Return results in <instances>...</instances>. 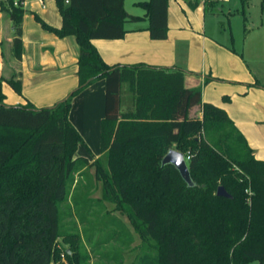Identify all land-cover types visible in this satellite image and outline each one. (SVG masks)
<instances>
[{"label":"trees","instance_id":"obj_1","mask_svg":"<svg viewBox=\"0 0 264 264\" xmlns=\"http://www.w3.org/2000/svg\"><path fill=\"white\" fill-rule=\"evenodd\" d=\"M55 3L59 28L35 18L59 37H75L78 83L62 100L40 108L6 105L0 89V264H50L58 238L70 239L61 206L70 194L91 233L97 224H112L113 233L130 236L118 217L107 214L104 201L126 215L141 239L131 264H264V161L253 156L224 109L202 103L200 90L184 85L179 68L109 65L102 59L92 39L121 38L127 21L141 19L126 11L124 0ZM139 5L150 37L165 38L168 0ZM2 6L14 27L13 55L20 59L21 0ZM102 78L100 155L90 161L76 156L84 141L68 114L72 97ZM7 81L20 92L19 80ZM197 105L201 119L190 116ZM171 148L189 155L192 185L172 164L161 163ZM89 167L101 182L99 198L90 195L91 181L75 180L76 173L87 176ZM220 185L228 197L216 195ZM71 242L65 252L70 263L76 251ZM103 255L121 260L119 251Z\"/></svg>","mask_w":264,"mask_h":264},{"label":"crops","instance_id":"obj_2","mask_svg":"<svg viewBox=\"0 0 264 264\" xmlns=\"http://www.w3.org/2000/svg\"><path fill=\"white\" fill-rule=\"evenodd\" d=\"M169 1H172L171 4ZM141 2L135 4L140 6ZM7 3L8 0H0L2 102L6 105L29 102L35 108L50 107L77 86L79 49L75 37H59L44 29L36 20L35 16L54 28L61 26L55 0H21L24 10L21 23L22 53L17 59L12 47L14 27L2 8ZM217 4L210 3L208 9L216 8ZM143 10L142 14H133L141 19L125 23L126 33L123 37L92 39L102 59L109 65L143 63L183 70L184 85L199 89L202 103L208 102L224 109L252 149L253 156L264 161L263 54L260 53V60L253 58L250 62L233 45L210 39L208 36L214 35L206 33L203 21L207 7L202 8L197 0H168L167 34L163 39L150 37ZM200 22L201 28L198 29ZM9 78L20 81L19 93L7 81ZM122 94L126 95L124 85ZM104 115L105 79L102 78L71 99L68 118L84 141V145L78 146L76 156L90 159L91 155H100V125ZM190 116L201 119V105L192 107Z\"/></svg>","mask_w":264,"mask_h":264},{"label":"rangeland","instance_id":"obj_3","mask_svg":"<svg viewBox=\"0 0 264 264\" xmlns=\"http://www.w3.org/2000/svg\"><path fill=\"white\" fill-rule=\"evenodd\" d=\"M137 1L144 0H124L128 13L142 14L144 12L142 7L135 4ZM171 2L169 1V4ZM243 11L245 19L242 14ZM186 12L189 14L188 10ZM203 18L206 33L214 35L208 36L210 39L219 43L226 42L233 45L236 49L242 51L246 60L250 62L253 58L255 61L260 60V53L264 56V0H229L228 2H219L216 8L211 10L207 8ZM200 28L201 22L198 29ZM124 89L126 92V85H124ZM94 157L96 156L91 155L90 159H88L92 161ZM75 180L80 185L91 181V197L99 198L101 196V182L95 179L94 167L87 168V176H80L76 173ZM103 204L106 212H108L107 214L115 215L122 221L130 232V236L113 233L112 229H115V226L112 224L106 226L97 224V229L91 233L90 223H83L79 220L72 206L70 194L67 200L61 203L64 211L62 217L63 229L70 234V239L66 241L58 238L55 244L56 253L50 264H75L77 256H80L78 264H131L135 261L141 245L139 235L133 229L126 215L114 209V204L107 201H104ZM98 209L97 205L93 206V210ZM88 218L95 220L94 216H88ZM98 228L103 230H98ZM71 241L76 242V251L70 263L66 258L65 252L70 250ZM115 251L121 253V258H118L121 259L120 262L110 259V257L106 258L103 255L106 252L113 253Z\"/></svg>","mask_w":264,"mask_h":264},{"label":"water","instance_id":"obj_4","mask_svg":"<svg viewBox=\"0 0 264 264\" xmlns=\"http://www.w3.org/2000/svg\"><path fill=\"white\" fill-rule=\"evenodd\" d=\"M162 164L170 163L172 164L181 174L182 178L187 182L188 185H192V180L190 178V174L188 171L187 162L185 160V156L182 152L171 148L167 151V153L163 156ZM216 195L228 197L229 194L226 190L220 185L217 187Z\"/></svg>","mask_w":264,"mask_h":264},{"label":"built area","instance_id":"obj_5","mask_svg":"<svg viewBox=\"0 0 264 264\" xmlns=\"http://www.w3.org/2000/svg\"><path fill=\"white\" fill-rule=\"evenodd\" d=\"M14 5H18L19 0H12ZM229 0H197L198 4L202 7V8H210V3L214 2V3H219V2H228ZM65 2H68V0H65ZM185 156V160L187 161L189 159V155H184Z\"/></svg>","mask_w":264,"mask_h":264}]
</instances>
